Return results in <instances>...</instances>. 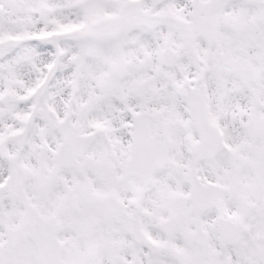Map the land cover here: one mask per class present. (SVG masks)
<instances>
[{"label": "snow or ice", "instance_id": "6c2138e0", "mask_svg": "<svg viewBox=\"0 0 264 264\" xmlns=\"http://www.w3.org/2000/svg\"><path fill=\"white\" fill-rule=\"evenodd\" d=\"M0 264H264V0H0Z\"/></svg>", "mask_w": 264, "mask_h": 264}]
</instances>
